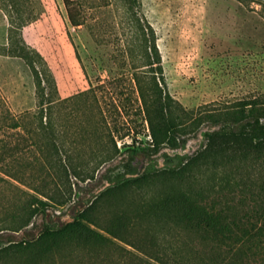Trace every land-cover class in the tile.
Returning a JSON list of instances; mask_svg holds the SVG:
<instances>
[{
    "label": "trees",
    "instance_id": "16d2710c",
    "mask_svg": "<svg viewBox=\"0 0 264 264\" xmlns=\"http://www.w3.org/2000/svg\"><path fill=\"white\" fill-rule=\"evenodd\" d=\"M237 1L247 7L250 0ZM64 6L71 27L111 47L119 72L104 78L98 63L93 82L84 69L90 89L61 98L47 61L23 37L43 15L41 1L0 0L8 21L0 56L23 60L36 88V109L19 115L0 95V174L35 193L0 212V241L7 237L0 264H264V93L187 110L161 86L156 33L141 0ZM101 107H140L152 152L178 148L205 124L218 129L205 132L200 149L179 166L75 203L74 218L61 226H34L78 196L71 177L93 181L103 165L137 154L126 143L118 147L115 138L124 137Z\"/></svg>",
    "mask_w": 264,
    "mask_h": 264
},
{
    "label": "rangeland",
    "instance_id": "374dc122",
    "mask_svg": "<svg viewBox=\"0 0 264 264\" xmlns=\"http://www.w3.org/2000/svg\"><path fill=\"white\" fill-rule=\"evenodd\" d=\"M40 1L43 15L24 28L23 37L47 61L61 98L90 89L84 69L95 82L94 67L98 63L105 69L102 77L118 75L109 60L111 47H98L85 27H71L64 0ZM260 2L264 0H250L245 7L237 0H141L142 14L156 33L161 86L185 109L264 93V5ZM103 11L109 16V9ZM7 31L8 21L0 10V46L7 44ZM35 94L25 62L0 56V95L13 114L34 111ZM101 108L109 126L116 125L124 137L115 138L118 147L126 143L135 147L137 154L122 155L103 165L93 181L80 182L71 177L73 193L79 189L78 196L73 195L66 206L52 207L35 218L34 226L42 222L52 228L61 226L74 218L75 203L88 204L124 180L179 166L200 149L205 132L218 129L205 124L182 140L178 148L165 146L152 152L140 107H125L119 112L114 107ZM29 194L35 193L0 174V212L13 210L14 203L27 200ZM5 244L7 237L0 241V247Z\"/></svg>",
    "mask_w": 264,
    "mask_h": 264
},
{
    "label": "built area",
    "instance_id": "2783aa9c",
    "mask_svg": "<svg viewBox=\"0 0 264 264\" xmlns=\"http://www.w3.org/2000/svg\"><path fill=\"white\" fill-rule=\"evenodd\" d=\"M263 123H264V121H263Z\"/></svg>",
    "mask_w": 264,
    "mask_h": 264
}]
</instances>
